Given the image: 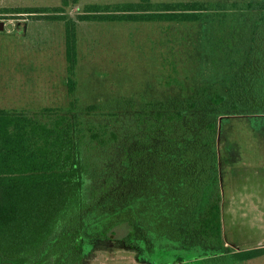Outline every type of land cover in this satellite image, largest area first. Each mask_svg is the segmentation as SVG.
<instances>
[{"label": "trees", "instance_id": "trees-1", "mask_svg": "<svg viewBox=\"0 0 264 264\" xmlns=\"http://www.w3.org/2000/svg\"><path fill=\"white\" fill-rule=\"evenodd\" d=\"M78 1L4 12L65 20L72 72L74 28L65 8ZM90 8L127 12L107 18L206 19L243 35L230 55L231 85L183 108L134 114L94 104L79 111L74 101L70 110L0 108V264H81L122 222L132 226L129 243L144 255L157 252L160 264L176 250L175 262L185 264L264 254V247L225 244L218 154L221 115L264 113V3L138 0ZM68 89H75L72 77Z\"/></svg>", "mask_w": 264, "mask_h": 264}, {"label": "rangeland", "instance_id": "rangeland-1", "mask_svg": "<svg viewBox=\"0 0 264 264\" xmlns=\"http://www.w3.org/2000/svg\"><path fill=\"white\" fill-rule=\"evenodd\" d=\"M134 1L138 0H79L65 8L74 28L71 72L65 20L33 19L26 13L4 12L16 6L56 7L61 0H0V108L70 110L74 101L79 111L94 104L107 112L134 114L145 108L153 111L160 105L168 110L183 108L213 92L226 94L235 66L230 55L243 35L225 31L206 19L107 18L104 15L127 12L90 8L94 4ZM69 77L75 81L72 93L68 89ZM225 116L219 117L218 131L221 192L230 177V162L235 163L234 167L239 165L237 153L230 152V147L243 140L246 121L240 114ZM261 125L264 128V123ZM102 174L103 170L99 176ZM131 229L128 222L113 227V235L95 243L81 264H160L157 252L154 257L144 255L129 243L126 237ZM165 253L169 254L168 260L161 264H185V259L175 262L178 250Z\"/></svg>", "mask_w": 264, "mask_h": 264}, {"label": "crops", "instance_id": "crops-1", "mask_svg": "<svg viewBox=\"0 0 264 264\" xmlns=\"http://www.w3.org/2000/svg\"><path fill=\"white\" fill-rule=\"evenodd\" d=\"M240 116L246 120L244 138L230 147L239 165L229 161L230 177L223 183L221 203L223 238L236 251L264 247V113ZM237 264H264V254Z\"/></svg>", "mask_w": 264, "mask_h": 264}]
</instances>
